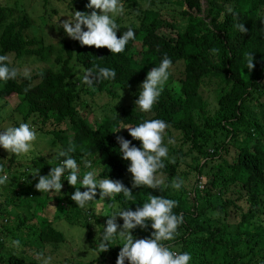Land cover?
Instances as JSON below:
<instances>
[{
	"label": "trees",
	"instance_id": "obj_1",
	"mask_svg": "<svg viewBox=\"0 0 264 264\" xmlns=\"http://www.w3.org/2000/svg\"><path fill=\"white\" fill-rule=\"evenodd\" d=\"M124 1L129 9L138 7L137 0ZM59 2L62 5L51 0L0 3V55L44 58L43 47L51 44L45 45V39L34 32L32 37L24 34L39 11L42 27L52 32L50 28L59 26L55 42L62 45V54L55 59L60 71L36 70L32 76L0 82V102L19 100L13 109L7 103L9 114L16 118L13 127L29 122L37 133L33 145L42 139L55 150L25 159L12 154L0 161L8 175L6 184L0 185V264H42L40 253L51 257V264L68 262L55 252L54 241L61 232L51 225L58 220L78 230L87 227L90 238L86 211L71 203L76 188L68 184L67 173L61 192L40 193L35 188L39 176L58 166L64 159L57 158L58 153L69 146L75 148L70 155L79 165L80 179L85 172L95 171L97 180H119L131 189V200L123 193L111 199L124 210L142 207L150 195L178 201L173 213L182 215L183 223L174 240L162 243L170 249L178 247V253H190L189 264H264V103L258 102L264 94V0H205V9L200 0H146L151 7L139 10L133 21L115 18L118 37L129 27L135 33V39L116 55L107 48L81 46L60 27L75 11L90 14L89 0ZM52 15L59 24L51 23ZM237 24L247 32H240ZM34 45L41 46L34 49ZM248 53L254 58L252 70L246 67ZM165 55L172 66L181 63L183 69L176 78L169 76L152 111L142 112L135 105L137 88ZM94 65L114 69L115 79L98 80L91 87L83 84L82 77ZM209 84L214 86L212 111L200 94V87ZM102 95L108 101L97 108L111 107V115L98 118L93 110ZM256 103L261 107L259 119L247 113ZM152 119L169 125L164 141L171 138L175 143H167L165 167L156 173L163 184L157 189L133 188L127 171L130 162L122 159L117 136L141 147L126 127ZM185 158L190 164H185ZM86 160L91 168L85 167ZM183 166L192 171L184 174ZM174 178L184 181L179 191L170 187ZM55 208L64 219L49 221L47 211ZM207 212L216 215L209 224L201 220ZM150 225L149 221L146 229L137 227L132 235L150 238ZM14 240L20 241V247L12 244ZM113 248L100 253L99 261L68 264H116L118 254Z\"/></svg>",
	"mask_w": 264,
	"mask_h": 264
},
{
	"label": "clouds",
	"instance_id": "obj_2",
	"mask_svg": "<svg viewBox=\"0 0 264 264\" xmlns=\"http://www.w3.org/2000/svg\"><path fill=\"white\" fill-rule=\"evenodd\" d=\"M87 8L93 9L90 14L75 11L71 18L61 24L68 37L80 42L81 46L95 47L96 49L107 48L111 54L116 55L122 53L130 40L135 39V33L131 27L128 28L120 37L117 36L119 25L116 23V17L123 15L124 5L121 0H89ZM99 10V14L98 11ZM231 12V9H228ZM86 27V31L83 27ZM235 27L242 33L247 32L243 24H237ZM218 49H212L213 53L218 52ZM247 56V69L252 70L255 65L253 63V55ZM11 63L9 56L0 55V82L7 83L8 80H15L20 73L16 68L9 67ZM172 67V60L164 56L159 66L153 67L146 76V79L141 84V91L135 105L142 112H151L153 106L158 101L159 96L163 91L165 83L170 76L169 69ZM23 75L29 76L26 70ZM116 77L114 69L100 67L94 65L92 69H88L82 77V83L93 86L98 80H113ZM27 91V89H26ZM8 100V99H7ZM17 103L9 109L17 106ZM95 110V111H94ZM93 114L99 118L104 115H111V107L104 109L94 108ZM8 117H12L7 110ZM16 121V118L12 120ZM29 123V122H28ZM28 123H20L18 127H8L4 131H0V148L6 151H0V161L9 160L14 154L19 159H25L30 155L40 154L38 149L33 152V142L37 139L36 131L30 127ZM17 123H14V125ZM13 125V126H14ZM169 125L161 119L146 120L135 127H126L129 135L133 140L140 142L141 147L130 146L131 141L122 136H117V141L120 145L119 152L122 159L129 161L127 171L132 176V187H148L152 189L159 188L163 181L157 178L158 170L165 167L164 159L168 158V147L164 144V135ZM120 130V129H119ZM117 130L116 132H118ZM173 139L168 140V144H174ZM36 146V145H35ZM75 148L69 146L66 151H60L58 157H63L60 164L52 167L48 175H40L35 188L40 193L46 192H61L63 187L62 177L67 173V182L70 186L76 188L71 195V199L80 209L86 211L91 209L89 202L96 200L97 190L99 189L100 200L105 198H114L116 195L123 193L127 200L132 199V191L119 180H111L109 178L97 180L95 171H87L83 174V178H79L80 168L77 161L72 158L70 153L74 152ZM27 155V156H26ZM41 156H45L42 154ZM170 162L175 163L172 159ZM86 168H91V161H84ZM38 175V173L36 174ZM35 175V176H36ZM8 175L4 172V168L0 165V185L6 184ZM79 183V187L77 184ZM184 181L180 178H174L170 187L174 191H179L183 186ZM83 187L85 191H81ZM178 206V201L164 198L157 195H150L147 202H144L142 207H138L135 211L131 209L120 210L108 215L106 227L101 233V241L93 244L94 248L99 253L108 251L112 241L119 236L122 241V247L118 254L116 264H189L192 259L188 252L177 253L171 251L165 246L163 241L174 240L178 235V227L183 223V216L173 213V209ZM86 222L92 231L95 218L90 210L86 211ZM93 215L94 217H91ZM61 218L59 215H54V218ZM117 217L122 218V227L116 223ZM53 217L49 221L54 220ZM151 222L153 230L150 238L136 239L131 234V230L137 227L146 229L148 222ZM60 222L55 221L52 226L57 229ZM101 222V219H100ZM68 225V224H67ZM95 227V226H94ZM84 229L88 230L87 227ZM119 229V231H118ZM83 230V229H82ZM80 230V231H82ZM61 232V231H60ZM92 235V233H91ZM60 237L54 241L57 248L65 243L64 235L61 232ZM82 235L80 234V237ZM87 239L86 244L91 245V236ZM114 242V241H113ZM12 244L15 247H20V241L14 240ZM100 250V251H99ZM83 253L79 252V256ZM42 259V264H51V257L44 258L43 254H38ZM68 262H60L56 260L55 264H68L69 262L77 261L73 257H63Z\"/></svg>",
	"mask_w": 264,
	"mask_h": 264
},
{
	"label": "rangeland",
	"instance_id": "obj_3",
	"mask_svg": "<svg viewBox=\"0 0 264 264\" xmlns=\"http://www.w3.org/2000/svg\"><path fill=\"white\" fill-rule=\"evenodd\" d=\"M52 4H55L56 6L62 5L59 1L60 0H51ZM121 2L124 5V13L121 15V18L123 22H129L133 21L135 19L134 16H136L139 10H144L148 7H151L146 3V0H137L138 7L137 8H127V3L124 0H121ZM203 9L206 8V3L205 0H200ZM0 3L2 5H5L9 3L10 6H12V0H0ZM99 12V10H97ZM42 11H39L38 14L33 15L31 17L32 19V27L27 29L24 34L28 35V37H32L33 32L37 34L38 39H45V45H50V47H43V59L35 57V55H30V56H25L21 57L20 59H14L13 56H10V61L11 65L18 70L21 76H24L23 73L27 70L29 75L32 76L33 73L37 71H43L46 69H52L55 71H60L61 70V64H57L55 59L58 55L62 54V45L58 44L55 42V39L57 38V33H58V27L57 25L53 28H50L52 32H49V29L46 28L45 26L42 27L41 22L38 18V15H41ZM16 15V13H15ZM202 15V14H201ZM14 17V16H13ZM117 18V17H116ZM61 19H64L61 17ZM50 20L52 24H59V21L57 20L56 15L50 16ZM178 25V24H177ZM61 27V26H60ZM182 25H180V28ZM181 30V29H180ZM62 31V30H61ZM47 34V37H46ZM42 36V37H41ZM41 45L37 46L34 45L32 48L36 49L40 47ZM135 46H138V43L135 44ZM183 69V65L181 63H178L174 66H172L169 71H170V76L172 78H176V76L180 75V72ZM149 72V71H147ZM141 84L138 86V90L141 91ZM214 86L213 84H209L207 86H202L200 87V94L202 95L203 100L208 104V109L210 111L214 110L215 106V98L214 94L212 92ZM258 102H263L264 103V94L261 95L258 99ZM108 101V97L106 95H102L100 98H96V107L104 104L105 102ZM115 102H118V100H114ZM7 103H8V108H11L17 103V100L14 98L12 100L8 99V102H0V131L6 130L8 127H13L14 123L12 120L15 118L13 117H8L7 115ZM95 111V110H94ZM260 111L261 107L259 104H254L250 105V107L247 110V113L251 118H260ZM91 113V111H89ZM168 140L164 141L165 146L167 145ZM36 145V146H35ZM33 145V152L38 149L40 152V155L42 154H53L54 149L52 150L48 145L46 144L45 141L37 140V144ZM173 145V144H172ZM0 151H6L3 148H0ZM202 161V160H201ZM184 162L185 164H190L191 160L189 158H185ZM192 171V168H186L183 166V172L184 174H189ZM70 191V190H69ZM96 200L91 201V209L87 208V210H90V213L94 214V216H98V222L92 223L93 228H92V235H91V245L86 244L87 239L85 238L86 236V229H83L82 231L78 230L77 228H72L69 227L66 223L60 222L58 225L59 230L63 233L65 243L61 244L59 248L56 249V253L60 254L62 257H73L75 260H82L85 262H88L90 260L93 261H99V255L100 253L94 248L93 244H97L101 241V233L103 232V229L106 227V221L108 219V215L118 212L120 210H124L121 208V205L116 202H112L110 198H105V200H100L99 197V189L97 190V195L95 197ZM72 204H75L74 201L71 202ZM59 211L57 209H49L47 211V217L50 216L54 218V215H59ZM101 219V222H100ZM216 219V215L214 213L207 212L206 215L201 217V220L205 222H213ZM116 223L122 227L123 225V220L120 217H117ZM95 226V227H94ZM119 231V229H118ZM134 230H131V234L133 233ZM80 234L82 235L80 237ZM134 237V236H133ZM135 238V237H134ZM113 241H115L114 245L115 247L113 250L119 254L121 247H122V241L120 240L119 236H117ZM171 251L177 252L179 248L174 246L170 249ZM84 251L83 256H79V252ZM105 253V252H104Z\"/></svg>",
	"mask_w": 264,
	"mask_h": 264
}]
</instances>
